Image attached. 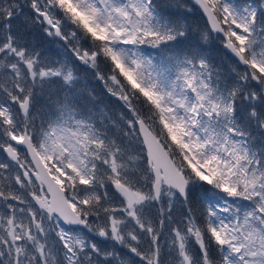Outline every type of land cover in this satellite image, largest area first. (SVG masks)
I'll return each instance as SVG.
<instances>
[{
  "label": "snow or ice",
  "instance_id": "snow-or-ice-1",
  "mask_svg": "<svg viewBox=\"0 0 264 264\" xmlns=\"http://www.w3.org/2000/svg\"><path fill=\"white\" fill-rule=\"evenodd\" d=\"M0 152V264H264V0H0Z\"/></svg>",
  "mask_w": 264,
  "mask_h": 264
},
{
  "label": "trees",
  "instance_id": "trees-1",
  "mask_svg": "<svg viewBox=\"0 0 264 264\" xmlns=\"http://www.w3.org/2000/svg\"><path fill=\"white\" fill-rule=\"evenodd\" d=\"M39 42H40V44L47 46V47H50L53 50L56 49V47L54 45V41H49L47 39L40 38ZM215 54L217 56V62L222 61L225 64V66H227L229 64L228 55L223 50H219ZM241 71H243V68H241ZM79 74L83 77H86L91 82L90 86H93L97 89L98 98L100 99L102 106H105L106 110L109 111L110 113L117 115V116L120 115L121 108H122L121 102H119L115 97L109 96L104 91L103 82H99V83L96 82L94 80V78L92 77V74L83 66L79 67ZM162 242H163V240H162ZM165 251H167V248H165ZM167 259L168 258L165 257L166 261H167Z\"/></svg>",
  "mask_w": 264,
  "mask_h": 264
},
{
  "label": "rangeland",
  "instance_id": "rangeland-1",
  "mask_svg": "<svg viewBox=\"0 0 264 264\" xmlns=\"http://www.w3.org/2000/svg\"><path fill=\"white\" fill-rule=\"evenodd\" d=\"M58 41H54V45H55V47H57V45H58ZM104 91H105V89H104ZM106 92V91H105Z\"/></svg>",
  "mask_w": 264,
  "mask_h": 264
},
{
  "label": "flooded vegetation",
  "instance_id": "flooded-vegetation-1",
  "mask_svg": "<svg viewBox=\"0 0 264 264\" xmlns=\"http://www.w3.org/2000/svg\"><path fill=\"white\" fill-rule=\"evenodd\" d=\"M4 158V154L0 152V159Z\"/></svg>",
  "mask_w": 264,
  "mask_h": 264
}]
</instances>
